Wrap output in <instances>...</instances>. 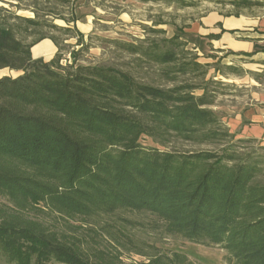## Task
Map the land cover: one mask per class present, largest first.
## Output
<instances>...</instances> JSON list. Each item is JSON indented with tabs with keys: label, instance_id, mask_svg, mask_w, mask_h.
Masks as SVG:
<instances>
[{
	"label": "trees",
	"instance_id": "trees-1",
	"mask_svg": "<svg viewBox=\"0 0 264 264\" xmlns=\"http://www.w3.org/2000/svg\"><path fill=\"white\" fill-rule=\"evenodd\" d=\"M207 1L239 10L261 6ZM37 17L0 7V70L23 71L0 78V264H125L117 247L103 246L106 237L149 257L144 264H194L183 253H161L134 231L218 246L227 264H264V160L232 150L164 151L143 143L220 145L233 137L211 109L208 86L163 88L102 66L60 70L33 58L31 30L50 26ZM122 48L165 68L162 76L173 83L178 74L203 68L197 62L175 66L181 57L172 47ZM37 206L65 224L53 228L31 216ZM126 214H148L152 221ZM70 219H81L92 232L77 235Z\"/></svg>",
	"mask_w": 264,
	"mask_h": 264
},
{
	"label": "rangeland",
	"instance_id": "rangeland-1",
	"mask_svg": "<svg viewBox=\"0 0 264 264\" xmlns=\"http://www.w3.org/2000/svg\"><path fill=\"white\" fill-rule=\"evenodd\" d=\"M196 1V6L184 9L176 2L144 4L137 0H0V6L13 14L17 11L14 5L20 3V7L26 11L19 12L18 15L31 19L38 15L40 22L50 25L33 28L27 42H36L32 48L34 59L54 64L60 70L74 71L79 66H102L130 73L141 82L163 88H172L186 82L201 87L208 86L215 99L211 109L233 135L220 145L174 142L163 147L150 138L143 140L145 145L164 151L211 150L222 153L224 150H232L243 154L251 153L264 160V122L261 124L263 131L259 132L255 127L258 124L250 123L251 119H259L258 116L264 113V74L259 81L252 75L242 77L245 72L241 68L236 66L237 71L231 70L222 63V58L216 60L215 55L207 63L200 57L197 46L185 36L195 21L212 10L226 14H236L241 10L207 0ZM246 1L254 6L264 4V0ZM253 8L256 12V8ZM72 14L74 17H71ZM42 37L46 38L37 42ZM50 38L57 39L58 45ZM127 44L144 47L154 44L165 49L172 47L181 57L175 66H189L197 62L203 68L187 75L178 74L177 82L173 83L162 76L165 68L148 63L144 58H138L124 50L122 45ZM22 74L23 71L0 70V78H17ZM202 93V89L196 90L195 95L200 96ZM260 180L264 183V175ZM37 207V212L30 213L31 216L33 214L45 223H50L53 228L65 224L64 218L43 212L46 211L43 206ZM124 216L137 221H152L148 214ZM70 225L75 227L77 235H87L93 229L81 219H70ZM132 235L155 245L161 253H183L194 264H227L226 252L218 246L206 247L179 238H165L140 231H134ZM102 244L108 249L111 246L117 247L125 264H144L149 260V257L143 256L131 245L124 249L107 237Z\"/></svg>",
	"mask_w": 264,
	"mask_h": 264
},
{
	"label": "crops",
	"instance_id": "crops-1",
	"mask_svg": "<svg viewBox=\"0 0 264 264\" xmlns=\"http://www.w3.org/2000/svg\"><path fill=\"white\" fill-rule=\"evenodd\" d=\"M14 6L17 16L26 11L20 3ZM255 8L256 12L254 8L242 9L239 15L212 10L195 21L185 36L197 46L196 50L205 62L213 60L215 55L216 60L222 58L225 66L241 68L245 72L242 77L252 75L259 81L264 74V4ZM258 118L251 119L250 123L258 124L255 127L259 132L263 131L264 113Z\"/></svg>",
	"mask_w": 264,
	"mask_h": 264
}]
</instances>
